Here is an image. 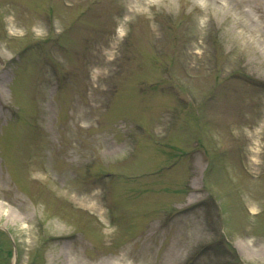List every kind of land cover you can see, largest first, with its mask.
<instances>
[{"label": "rangeland", "instance_id": "rangeland-1", "mask_svg": "<svg viewBox=\"0 0 264 264\" xmlns=\"http://www.w3.org/2000/svg\"><path fill=\"white\" fill-rule=\"evenodd\" d=\"M0 245L264 264V0H0Z\"/></svg>", "mask_w": 264, "mask_h": 264}, {"label": "bare ground", "instance_id": "bare-ground-1", "mask_svg": "<svg viewBox=\"0 0 264 264\" xmlns=\"http://www.w3.org/2000/svg\"><path fill=\"white\" fill-rule=\"evenodd\" d=\"M74 121L77 119V108L75 106V103H73V109H72V118ZM67 134L75 136V132H72L71 129H67ZM107 140V132H104L103 135H100L97 137V141L99 143H102L103 141ZM139 252H143V247L140 249Z\"/></svg>", "mask_w": 264, "mask_h": 264}]
</instances>
